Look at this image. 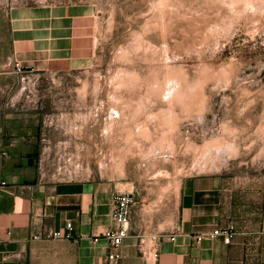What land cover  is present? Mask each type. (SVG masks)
<instances>
[{"label": "rangeland", "instance_id": "374dc122", "mask_svg": "<svg viewBox=\"0 0 264 264\" xmlns=\"http://www.w3.org/2000/svg\"><path fill=\"white\" fill-rule=\"evenodd\" d=\"M12 4L90 16L83 64L15 82L43 180L110 183L161 221L185 176L264 186V0H0Z\"/></svg>", "mask_w": 264, "mask_h": 264}, {"label": "crops", "instance_id": "0c3cea01", "mask_svg": "<svg viewBox=\"0 0 264 264\" xmlns=\"http://www.w3.org/2000/svg\"><path fill=\"white\" fill-rule=\"evenodd\" d=\"M89 17L68 5L0 6V264H264V186L236 185L223 172L185 176L175 210L163 221L152 201L131 192L129 234L120 257L110 261L107 240L93 241L112 226L110 183L40 177V126L14 106L15 82L24 74L15 68L63 71L83 64ZM66 222L77 240L45 236L68 233ZM226 226L234 230L228 243L211 236Z\"/></svg>", "mask_w": 264, "mask_h": 264}, {"label": "built area", "instance_id": "2783aa9c", "mask_svg": "<svg viewBox=\"0 0 264 264\" xmlns=\"http://www.w3.org/2000/svg\"><path fill=\"white\" fill-rule=\"evenodd\" d=\"M16 71L22 73L21 66L16 65ZM136 200L131 192H118L112 196L111 201V220L112 226L106 229L102 234L93 238V241H97L99 238H104L108 242L110 253L108 259L114 261L120 257L118 251L123 240L128 237L130 227V217L132 207L135 205ZM65 227L69 230L68 233H62L61 231H49L45 234L47 238H66L69 240H77L80 235L73 234L71 222H66ZM234 235L232 226H226L223 228H216L211 233L213 237H221L225 243H228ZM40 238L39 234H34L32 239ZM170 240H174V236H170Z\"/></svg>", "mask_w": 264, "mask_h": 264}]
</instances>
